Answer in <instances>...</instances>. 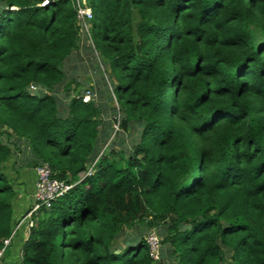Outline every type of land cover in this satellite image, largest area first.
Returning a JSON list of instances; mask_svg holds the SVG:
<instances>
[{"label": "trees", "instance_id": "16d2710c", "mask_svg": "<svg viewBox=\"0 0 264 264\" xmlns=\"http://www.w3.org/2000/svg\"><path fill=\"white\" fill-rule=\"evenodd\" d=\"M76 1L0 0V264H14L12 245L20 264H165L146 237L118 243L157 221L176 264H223L224 250L264 264V0H85L115 119L95 85L68 92L64 63L84 38ZM132 132L130 147L119 141ZM14 150L36 181L48 164L74 185L29 231L17 228L33 194L17 219Z\"/></svg>", "mask_w": 264, "mask_h": 264}, {"label": "rangeland", "instance_id": "374dc122", "mask_svg": "<svg viewBox=\"0 0 264 264\" xmlns=\"http://www.w3.org/2000/svg\"><path fill=\"white\" fill-rule=\"evenodd\" d=\"M79 27H80L81 33L84 36L83 39L85 40L81 41L80 43L81 45L79 46V54H76L73 58H70L71 60L68 59L64 63V71L66 74V78L71 83L70 90L68 92H70V94H73L71 96H77L76 92L78 90L85 89V84L95 85L96 94L99 97L96 95L97 99H94V100L105 108V114H104L105 118L115 119V117L116 116L119 117L121 113L119 112V106L117 105L115 96H113V93L111 92V89L113 88V86H106V83H105V77L110 76L109 78L110 81L113 79L111 75L112 73L110 71L108 64L107 65L105 64V61L103 60L102 55L100 57L98 56V52H96L95 46L93 45V39H92L93 37L91 33L92 23L90 22L86 25L80 24ZM113 82H114V79H113ZM77 84H79L78 87H77ZM60 91H61L60 95L57 94V96L60 97V100L62 103V102H65L62 100L66 98L67 92H65L63 88H61ZM115 104H116V110H115L116 112L114 111ZM114 128L116 129L115 126ZM4 130L5 129L0 128V131H4ZM118 131H119V127H118ZM127 134L126 135L123 134V137L121 136L119 138V141L124 140L125 144H127V146L130 147L132 145L133 138L135 137L136 134L134 132H132V134L130 135H127ZM5 138H6V135L1 134L0 139L4 140ZM102 143L103 145L106 144L105 141H102ZM23 147L24 146L21 145V148ZM120 148L121 147L118 146V150ZM13 156H14L13 157L14 167L11 173L12 178H17L20 174H22V171L26 170L30 172V170H32L31 167H29L28 165L27 156L25 155L22 156L21 152H18L15 150H14ZM163 227L166 228L163 223H160L158 221H157V225L153 227L148 226V224H140V223L135 222L130 226L124 227L123 231L121 232L118 238V243L123 245L125 244V241H128L130 243L136 242V241H139L141 237H144V238L146 237L147 239L148 236H150L153 233L157 234L160 240L162 241L163 238L167 235V232L162 230ZM28 234L29 232H27V237H28ZM10 249L11 248L7 250L5 256L10 255V252H11ZM158 252H159L158 253L159 259L157 260L158 262H161L162 254H164L165 252V255H164V260L166 261L165 264H176L174 257L170 256V253H169L170 251L168 247L163 249V253L161 249H159ZM223 255L225 258V261L223 264H231L232 255L226 252V250H224Z\"/></svg>", "mask_w": 264, "mask_h": 264}, {"label": "built area", "instance_id": "2783aa9c", "mask_svg": "<svg viewBox=\"0 0 264 264\" xmlns=\"http://www.w3.org/2000/svg\"><path fill=\"white\" fill-rule=\"evenodd\" d=\"M77 8V18L79 25H86L91 22L93 18L92 10L89 4L85 0L76 1ZM35 86L31 85L30 90H35ZM94 93L90 90H87L82 99L84 102L90 101L94 98ZM116 131L118 130L119 125L115 124ZM90 167L87 172H84L81 178L89 176L94 173V166ZM37 172V181L35 185V190L33 193V202L32 208L20 219L17 228L25 227L26 229H31L35 226L36 219L40 214L42 209H50L52 203L59 198L67 194L73 187V184L65 183L57 179L53 175V171L48 164H42L36 168ZM148 245L152 252V257L155 260H158V251L160 246V238L157 234L153 233L146 239ZM10 244V239L5 240L4 247L0 250V259L2 258L6 248Z\"/></svg>", "mask_w": 264, "mask_h": 264}, {"label": "crops", "instance_id": "0c3cea01", "mask_svg": "<svg viewBox=\"0 0 264 264\" xmlns=\"http://www.w3.org/2000/svg\"><path fill=\"white\" fill-rule=\"evenodd\" d=\"M84 40L85 39H82L81 41H84ZM76 54H79V49L76 52H74L68 59L73 58ZM98 55H99V53H98ZM86 85H89V84H85V86ZM17 182H19V185L17 187L18 198H17L16 203H15V205H17V208H15V209H16V217H17V219H19L24 214L26 208L28 207V205L31 202V196L35 190L36 177H31L29 172L25 170V171H22V174H20L18 176ZM24 237H25L24 241L21 243L15 242V246L21 245V244H22L21 246H23L26 239H27V235H24ZM10 251L13 252V256H14L13 257L11 255L10 259H13L15 261L14 264H20L21 255H22L20 248H15L14 246H12ZM10 264H13V263H10Z\"/></svg>", "mask_w": 264, "mask_h": 264}, {"label": "snow or ice", "instance_id": "6c2138e0", "mask_svg": "<svg viewBox=\"0 0 264 264\" xmlns=\"http://www.w3.org/2000/svg\"><path fill=\"white\" fill-rule=\"evenodd\" d=\"M44 2H45V3H47V2H48V0H44Z\"/></svg>", "mask_w": 264, "mask_h": 264}, {"label": "clouds", "instance_id": "9594fccd", "mask_svg": "<svg viewBox=\"0 0 264 264\" xmlns=\"http://www.w3.org/2000/svg\"><path fill=\"white\" fill-rule=\"evenodd\" d=\"M99 57H100V55H98ZM100 60H101V58H100ZM157 261V260H156Z\"/></svg>", "mask_w": 264, "mask_h": 264}, {"label": "water", "instance_id": "95a60500", "mask_svg": "<svg viewBox=\"0 0 264 264\" xmlns=\"http://www.w3.org/2000/svg\"><path fill=\"white\" fill-rule=\"evenodd\" d=\"M154 264V263H153Z\"/></svg>", "mask_w": 264, "mask_h": 264}]
</instances>
